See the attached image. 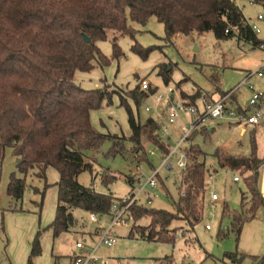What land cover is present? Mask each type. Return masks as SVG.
Segmentation results:
<instances>
[{"label": "trees", "instance_id": "obj_1", "mask_svg": "<svg viewBox=\"0 0 264 264\" xmlns=\"http://www.w3.org/2000/svg\"><path fill=\"white\" fill-rule=\"evenodd\" d=\"M253 2L264 6V0ZM151 16L163 24L164 39L168 41L176 34L211 31L217 40L235 37L249 42L253 48L263 44L234 0H0V161L6 148H11L21 159L17 164L21 176L10 174L6 193L11 201H21L30 169H37L38 177L46 179L47 167L55 168L58 172L55 215L45 227L53 236L69 232L77 225L75 210L95 213L99 218L111 216V205L121 199L78 181L81 172L93 169V155H86L85 151H94L109 141L108 154H121L135 163L146 160L150 164L141 138L156 141V122L149 117L141 124L126 97L118 94L120 106L126 109L130 136L98 132L90 123V111L100 108L112 95L103 87L82 88L74 74L76 70H91L93 62L100 67L109 64V58L96 44L107 37L108 30L133 37L128 18L143 23ZM131 48L137 54L147 55V50L137 41ZM121 54L114 37L111 57L115 59ZM169 73L170 69L158 67L165 84H168ZM139 88L138 83L127 96L137 106L143 97L156 90L150 87L149 92H145L138 91ZM126 141L131 143L130 149L126 148ZM161 150L167 151L164 146ZM200 153L195 146L188 149L190 160L177 177V198L172 199V211L137 204L129 207L131 221L145 217L150 220L149 230L136 231L132 227L129 237L171 243L176 234L172 235L173 239L167 232L172 234L173 221L184 219L193 227L202 219L206 170L204 161L198 159ZM213 155L221 168L251 172L244 178L253 194L251 205L247 207V198L242 193L240 211L231 210L227 203L220 211V219L228 218L230 228L220 230L218 236H226L229 229L239 235L244 222L253 218L257 207L263 203L256 190L255 173L264 163V157H257L254 140L249 156L231 155L220 149ZM114 178L104 173L101 181L107 185ZM126 181L131 187L137 178L130 173ZM158 182L165 186L161 174H158ZM31 190L39 196L34 203L40 210L46 185L42 190L36 186ZM40 234L38 230L30 243L28 264L41 252ZM234 255L226 253L225 256L235 260Z\"/></svg>", "mask_w": 264, "mask_h": 264}, {"label": "rangeland", "instance_id": "obj_2", "mask_svg": "<svg viewBox=\"0 0 264 264\" xmlns=\"http://www.w3.org/2000/svg\"><path fill=\"white\" fill-rule=\"evenodd\" d=\"M241 8L250 25H255L259 30L256 35L264 41V19L258 20L259 13L264 14V6L253 2L254 0H234ZM128 24L133 30V37L118 31L108 30L104 40H98L97 46L109 58V64L100 67L93 62L94 67L89 71L76 70L74 79L77 84L85 89L97 87L105 88L111 94L110 100H105L100 108L90 111V123L100 133L118 134L129 137L131 134L127 113L124 105L120 106V96L126 97V102L132 109L141 124L152 117L161 124L168 112L164 104L156 106L155 96L166 92V84L158 74V67L170 68L168 85L175 88L179 84L181 92L191 93L201 89L213 91L216 87L230 90L246 78L248 73L256 69L261 59H264V43L262 48L252 47L249 42L230 38L217 40L211 31L192 32L189 34L175 35L169 41L164 39V26L154 16L146 22H135L128 18ZM116 38L122 54L112 59V38ZM137 41L147 50L143 56L135 53L131 46ZM150 49V50H149ZM162 71V70H161ZM146 77L150 86L156 91L143 97L137 106L127 97L139 79ZM263 80L253 78L252 83L259 85ZM201 88V89H200ZM140 88L138 89V91ZM178 90V89H177ZM179 91V90H178ZM180 92V91H179ZM183 92V93H184ZM195 92V93H196ZM239 99L248 96L244 87L239 90ZM177 96V92H175ZM181 97L187 94H180ZM152 106V111H146V106ZM243 107L245 106L242 105ZM157 110L163 118H157ZM181 119L187 122V115L181 114ZM215 129L205 134L198 132L192 141L198 144L201 151L198 156L205 163V185H207L203 202L202 219L193 227L183 219L175 220L171 237L176 234L174 242H153L129 237V230L133 227L149 230V218L145 217L136 222L130 221L128 226L118 223L113 228L117 240L112 247L100 246L99 255L95 264H264V164L260 165L255 173L257 192L262 196L261 203L250 220L244 222L241 232L236 235L228 230L226 236L219 237L220 230L230 228L228 218L220 219L222 205L227 203L229 208L241 210L242 193L246 196L247 207L251 205L253 194L245 183V177L251 172L230 170L218 166L213 155L220 149L231 155L249 156L252 153V140L256 143V155L264 157V110L261 113L259 124L239 125L231 124L226 120L215 121ZM244 129V132H242ZM180 129L176 126L170 128L166 141L170 145L176 142V134ZM146 153L156 148L155 144L146 138H141ZM188 141L185 147H189ZM126 148H131V143L125 142ZM110 142L105 141L96 150L85 151L86 155H93L92 172L86 170L79 174L78 181L85 186H92L98 192H110L115 197L126 196L131 187L126 181L130 173L135 170L136 164L144 178H147L160 164V151L157 155H150L148 160L135 163L121 154L112 156L108 154ZM18 157L11 148H6L4 157L0 161V264H28L30 243L38 230L40 234L41 252L31 258V264H66L71 254L77 249V240L84 239L85 232H92L97 223L89 220L91 213L75 210L78 219L77 225L69 232H61L56 236L45 227L55 215L57 199L58 172L49 166L46 169V179L38 177L37 169H30L25 179V190L21 201L13 202L6 193L8 179L11 173L21 176L18 171ZM190 159V158H189ZM176 170V169H175ZM180 170L168 172L161 170L165 186L158 182L155 189H150L153 200L146 204V196L141 195L142 203L149 208L173 210L172 199L177 198V183ZM108 173L115 178L107 185L101 181V176ZM239 176V181H233V175ZM46 185L42 208L39 210L34 201L39 196L34 194L31 187L42 190ZM211 193H216L218 200H211ZM133 204L132 206H135ZM246 207V206H245ZM130 209V208H129ZM129 212V210H128ZM248 216V215H247ZM111 216H101L100 222L107 225ZM99 222V221H98ZM208 224L210 229H206ZM174 239V237H173ZM226 253H234L235 260L228 259Z\"/></svg>", "mask_w": 264, "mask_h": 264}, {"label": "built area", "instance_id": "obj_3", "mask_svg": "<svg viewBox=\"0 0 264 264\" xmlns=\"http://www.w3.org/2000/svg\"><path fill=\"white\" fill-rule=\"evenodd\" d=\"M257 19H264V14L259 13ZM251 28L255 33L259 30L255 25H251ZM262 46L263 44L258 47L262 48ZM253 75L259 77L264 75V60L241 81V83H245L251 90V95L247 98V103L244 107H229L226 100L230 93L214 100L202 95L196 102L192 103H186L181 101V99L174 98L172 87H168L164 94H157L155 96L156 106L159 107L164 104L168 112V116L164 117L161 124L158 123L157 138L159 145L154 150L149 151L150 155H157L156 153L160 151L159 166L153 168L152 173L147 178H144L139 165H136L135 170L131 174L137 178V182L131 186L126 196L121 197L119 201H115L111 205L110 222L105 225L102 221L100 222L101 218L95 213H91L89 220L97 223V226L92 232L84 233V239L76 241L75 247L77 250L71 254V258L66 264H95L99 258V255L96 253L99 247H112L115 244L117 236L112 232L114 226L118 223L128 226L131 221L129 207L133 204L145 206L140 199L142 194L146 196V204L152 202L153 195L149 190L157 187L158 174L161 173V170L168 172L180 170L178 172H181L186 169L190 159L188 149L185 148V142L188 141V137L192 131L220 119H225L239 125H256L258 123L264 109V89L254 88L253 83L249 80ZM139 86L142 91L149 92V82L146 79H141ZM145 110L150 112L153 110V107L148 105L145 107ZM156 114L157 118H163L159 110H157ZM181 114L187 115L186 123L181 119ZM178 123L181 126L180 133L176 135L175 144L170 145L165 138L169 134L170 128L175 127ZM163 145L167 149L166 152L160 149ZM238 180L239 176L234 174L233 181L236 182ZM181 193L184 194L183 189ZM210 196L213 202L219 199L216 193H211ZM205 228L210 229V226L206 225ZM148 264L155 263L149 262Z\"/></svg>", "mask_w": 264, "mask_h": 264}, {"label": "crops", "instance_id": "obj_4", "mask_svg": "<svg viewBox=\"0 0 264 264\" xmlns=\"http://www.w3.org/2000/svg\"><path fill=\"white\" fill-rule=\"evenodd\" d=\"M177 35H179V34H177ZM173 38V37H172ZM235 38V37H234ZM261 40V39H260ZM239 41V40H238ZM261 42L262 43H264V41L263 40H261ZM260 49H263V48H260ZM264 59H261L260 60V62L261 61H263ZM260 62H259V64H260ZM258 67V66H257ZM256 67V68H257ZM168 69V68H167ZM170 69V68H169ZM255 70V69H254ZM161 76V75H160ZM162 77V76H161ZM170 77V76H169ZM144 79H146V77H143ZM143 78H140L139 79V81L141 80V79H143ZM253 78H258V79H261V80H263V78H264V75L263 76H261V77H259V76H256V75H253V76H251L250 77V81L253 79ZM147 80V79H146ZM148 81V80H147ZM149 82V81H148ZM241 81L237 84V85H239L238 86V88H236V86H234L233 88H231L230 90H224V89H222L221 87H216L213 91H210V92H208V91H205V90H203V89H201L200 91H198V92H196L195 90H193L191 93H186V92H181L182 91V89L180 88V86H179V84H177L176 85V87L175 88H173L172 87V89H173V91H174V93H173V97L174 98H178V99H181V101H183V102H186V103H192V102H196L197 101V99L200 97V96H206L207 98H209V99H211V100H214V99H218V98H220V97H222V96H224V95H226L227 93H230L229 94V96L227 97V100H226V102H227V105L229 106V107H234V108H238V107H243L242 105H246V103H247V98L251 95V90L248 88V86L245 84V83H241ZM167 86V88L168 87H171V86H169L168 84H166ZM253 85H254V88L256 87V85L253 83ZM151 86H150V83H149V88H150ZM242 87H244L245 89H246V91H248V96L246 97V98H244L243 100H240L239 99V96H238V94L240 93L239 92V90L242 88ZM167 88H166V90H167ZM180 91H178V90ZM255 89H264V82L262 81L259 85H257V88H255ZM156 91V90H155ZM175 92H177V96L175 95ZM198 93V95H195L196 93ZM153 94V93H152ZM180 94H187V95H183L184 97H181V95ZM151 95V94H150ZM148 96V95H147ZM145 98H147L146 96H145ZM264 110V109H263ZM152 118V117H151ZM155 122H156V124H157V128H156V131L154 132V138H155V142H152V143H154L155 144V146L157 147L158 145H159V143H158V138H157V135H158V122L156 121V119H154V118H152ZM260 119V118H259ZM181 120V119H180ZM223 120H225V119H220V120H215V121H223ZM215 121H213L212 123H209V124H206L205 126H203V127H199V128H197V129H195L194 131H192L191 133H190V135H189V137H188V140H189V142L188 143H190L189 144V147H185L186 149H190L191 147H193V146H197L198 144H196V143H194V141H192V136H194V138L193 139H195L196 138V135L198 134V132L199 133H201V134H205L206 132H208V131H212L213 129H215ZM228 123H231V124H235V123H233V122H230V121H228V120H226ZM183 122H185V121H183ZM257 124H259V121H258V123ZM256 124V125H257ZM245 125H248V124H245ZM179 129H181V126L179 125V123H178V125H176ZM175 126V127H176ZM253 126H255V125H253ZM174 127V128H175ZM242 132H244V129H242ZM180 133V132H179ZM178 134V133H177ZM176 134V135H177ZM164 146V145H163ZM160 149H163V147H160ZM262 164H264V163H262ZM261 164V165H262ZM260 167V166H259ZM258 167V168H259ZM257 171H258V169H257ZM239 181V180H238ZM205 188H207V185H205ZM261 196V195H260ZM261 198H262V196H261ZM262 201H263V198H262ZM206 225H208V224H206ZM205 225V226H206ZM85 233H87V232H85ZM70 258H71V256H70ZM69 258V259H70ZM69 259H68V261H69Z\"/></svg>", "mask_w": 264, "mask_h": 264}, {"label": "water", "instance_id": "obj_5", "mask_svg": "<svg viewBox=\"0 0 264 264\" xmlns=\"http://www.w3.org/2000/svg\"><path fill=\"white\" fill-rule=\"evenodd\" d=\"M85 37V36H84ZM85 40L88 41L89 39L87 37H85ZM21 161V159H18V163Z\"/></svg>", "mask_w": 264, "mask_h": 264}]
</instances>
